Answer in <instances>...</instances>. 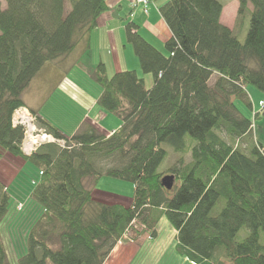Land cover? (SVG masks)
Segmentation results:
<instances>
[{"label": "trees", "instance_id": "16d2710c", "mask_svg": "<svg viewBox=\"0 0 264 264\" xmlns=\"http://www.w3.org/2000/svg\"><path fill=\"white\" fill-rule=\"evenodd\" d=\"M156 1L172 33L163 52L135 23L125 25L153 84L134 69L108 75L102 61L91 72L102 89L98 106L121 124L106 132L85 122L68 136L40 116L37 123L63 143H41L28 155L24 128L12 122L25 107L23 92L46 62L90 48L108 4L5 0L0 7V225L14 184L42 210L17 264H103L127 235L137 239L133 225L155 237L162 217L175 229L178 254L193 264H264V146L236 105L264 117V99L255 110L246 91L251 85L264 93V0H237L232 28L220 20V0ZM247 15L242 41L237 33ZM171 151L177 158L163 168ZM169 174L167 190L160 181ZM105 175L134 184L128 204L94 196ZM0 264H10L1 233Z\"/></svg>", "mask_w": 264, "mask_h": 264}, {"label": "rangeland", "instance_id": "374dc122", "mask_svg": "<svg viewBox=\"0 0 264 264\" xmlns=\"http://www.w3.org/2000/svg\"><path fill=\"white\" fill-rule=\"evenodd\" d=\"M220 1L224 4V15L231 18L233 21L236 20L235 18L238 9L236 7V0ZM5 6V0H0V7ZM245 19L244 27L237 33L239 39L242 41L247 33V27L249 24L248 15ZM53 65L54 63L52 62H46L32 80L33 86L30 89H35L30 92H27L29 90H26L25 95H23L24 98L27 95H30L36 101L40 99V102L42 100L45 101L44 99L47 98V112L51 113L52 117L56 118L58 122L63 121L66 123L65 118L68 115L73 114L74 118H79L82 115L81 113H84L81 112L80 107H77L72 99L74 98L77 100L78 98V100H86L87 97L83 92L90 97H94L95 94H98L101 87L94 79L90 77L89 79L81 74V77L77 79L78 83H76L78 90L74 89L73 85L68 82V77H66L67 79L61 78L58 74V70H56ZM55 65L59 69L64 68L61 64L57 63ZM64 65L66 66L67 63ZM137 74L140 77H145L144 80L147 87H150L153 84V76L150 73H144L141 66ZM72 76L79 77L80 73L75 75V71H73ZM246 91L250 95L253 108L259 110L260 105L258 102L261 98L264 99V93H260L251 85L246 87ZM236 105H238L239 109L252 120L254 136L264 146V117L254 119L252 111H249L241 102H236ZM96 108H98V105ZM94 112L95 111H92L91 114ZM109 114L110 124L113 125V123L117 122L118 118L114 114ZM66 124L69 125V123ZM65 129L68 130L70 127L67 126ZM176 158L177 154L171 151L165 159V162L162 164L163 168L169 167V165L173 164ZM31 173L36 174V169L30 171V174ZM25 175L22 178V185L24 189H27V182L25 179L27 180L28 178L25 177ZM87 182V185H89V179ZM96 187L97 190H95L94 196H97L100 199L104 198L105 201L115 202L120 200L123 203L127 202L128 197H133L134 184L118 178L114 179L105 175L97 182ZM21 188L20 190H16L15 184L10 187L9 190L11 191V197L8 206V213L1 221L0 225L2 241L5 245L6 254H8L10 264H17V259L23 256L27 245L26 237L28 232L36 222V219L40 216V213H42L39 205L33 199H30L27 193ZM122 196L125 198H122ZM22 204L23 207L21 210H17V205L22 206ZM132 227L133 229L131 230L130 237L135 236L138 241L133 243L134 249L132 250L128 264H191L187 257L178 254L176 246L174 245L175 229L166 217H162L157 224V234L155 237L150 238L147 236V233L139 235L140 229L142 228L141 224H136ZM240 232L241 235L244 234L243 231ZM126 237V241H128L130 238L128 235ZM225 262L229 264L227 260H225Z\"/></svg>", "mask_w": 264, "mask_h": 264}, {"label": "crops", "instance_id": "0c3cea01", "mask_svg": "<svg viewBox=\"0 0 264 264\" xmlns=\"http://www.w3.org/2000/svg\"><path fill=\"white\" fill-rule=\"evenodd\" d=\"M105 1L106 4H108V9L99 14L96 25L97 27L90 33V48L87 51H83V48L78 46L77 49L67 55L66 58L57 60L55 64L58 63L63 65V69L57 68L55 64L53 65V67L58 70V74L61 78L68 77V79H66L73 85L74 89L78 90L76 83H78L77 79L81 77V74L88 78H92L91 72L93 71L94 66L100 61L105 64L108 75L123 69H134L138 73V70L140 69L138 58L133 53L131 47L132 45H130L126 40V23L130 21L135 23L138 26V33L141 34L150 44H153L162 52L165 50V40L171 37L172 33H170L167 23L164 21L162 15L158 11L159 5L161 3L160 1L151 0L150 8L147 13H144L141 7H136L134 9L131 8L132 0ZM237 6L238 1L236 0V7ZM130 12L133 13V17L130 16ZM220 20L230 28H232L235 24V20L233 21L231 18L224 15V9L220 16ZM65 63H67L66 66L64 65ZM73 71H75V75L80 73V76H72ZM32 80L29 86L26 88V90H29L27 92L35 89H30L33 86ZM26 90L23 92L24 95ZM101 90L102 89L100 88L98 94H95L94 97H90L85 92H83V94L87 97L86 100H78V98L75 100L74 98H71L75 102L76 106L80 107L81 112L84 113H81L82 115L79 118H74L73 114L68 115L65 118V122L69 123V125L63 121L58 122L56 118L52 117L51 113L47 112V98L44 99L45 101L42 100L40 102V99L36 101L30 95H27L25 98L23 95V104H25V107H28L35 114H39L48 122L50 121L59 130H61L62 133L68 136H71V134L76 132L85 122L94 124L106 132H111L121 124V121L117 117V122L111 125L109 121V112L101 109L99 106L96 108L98 105L96 99L100 95ZM92 111L95 112L91 114ZM67 126L70 127V129L66 130L65 128ZM95 190H97V187ZM96 198L99 200H105L104 198L100 199L97 196ZM122 198L125 197L122 196ZM131 198L128 197L127 202L124 203L128 204ZM137 241L138 239L119 241L112 248L103 264H128L132 250L134 249L133 243ZM190 263L193 264L192 262Z\"/></svg>", "mask_w": 264, "mask_h": 264}, {"label": "built area", "instance_id": "2783aa9c", "mask_svg": "<svg viewBox=\"0 0 264 264\" xmlns=\"http://www.w3.org/2000/svg\"><path fill=\"white\" fill-rule=\"evenodd\" d=\"M151 0H132L131 8L141 7L142 11L147 13L149 11ZM130 16L133 17V13L130 12ZM261 106H264V100ZM13 125H21L24 128L23 139L21 142L22 151L25 154H29L35 151L41 143L57 141L58 143H63V140H56L52 134H48L44 128H42L38 123L39 114H35L30 111V109L19 106L13 112Z\"/></svg>", "mask_w": 264, "mask_h": 264}, {"label": "water", "instance_id": "95a60500", "mask_svg": "<svg viewBox=\"0 0 264 264\" xmlns=\"http://www.w3.org/2000/svg\"><path fill=\"white\" fill-rule=\"evenodd\" d=\"M174 175L173 174H169V175H164L162 178H161V183L162 185L167 189V190H170V188H172L174 182Z\"/></svg>", "mask_w": 264, "mask_h": 264}]
</instances>
